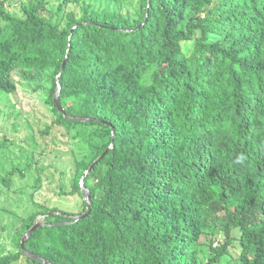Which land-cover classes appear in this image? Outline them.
Segmentation results:
<instances>
[{
    "label": "trees",
    "instance_id": "obj_1",
    "mask_svg": "<svg viewBox=\"0 0 264 264\" xmlns=\"http://www.w3.org/2000/svg\"><path fill=\"white\" fill-rule=\"evenodd\" d=\"M111 1L132 12L62 0L80 8L56 21L43 0L18 18L0 0V92L14 73L38 84L56 117L45 134L90 147L61 194L83 199L110 148L83 181L91 214L76 218L84 199L77 214L42 206L0 264H42L21 247L39 218L26 250L51 264H225L235 242L239 264H264V0Z\"/></svg>",
    "mask_w": 264,
    "mask_h": 264
},
{
    "label": "rangeland",
    "instance_id": "obj_2",
    "mask_svg": "<svg viewBox=\"0 0 264 264\" xmlns=\"http://www.w3.org/2000/svg\"><path fill=\"white\" fill-rule=\"evenodd\" d=\"M40 1L43 0H5V8L21 18L23 5ZM61 3L62 0L46 2L56 21H62L71 10L79 11L80 6L74 5L59 11ZM84 3L96 11L131 13L133 8V5L120 7L111 0H84ZM13 78L18 84L16 92H0V255L20 251L17 231L22 227V221L42 206L57 207L74 214L82 211L84 197L61 193L63 190L71 192L76 164L90 148L80 143L84 141L82 137H69L62 128L54 127L45 134L46 127L56 119L46 104V96L36 91L38 84L23 82L18 73H14ZM234 235L239 236L237 232ZM211 239L206 235L200 241L199 247L207 253ZM224 242V236L217 234L212 243L214 247H220ZM229 250L230 257L225 264H239L240 244L235 242ZM16 264L32 263L22 258Z\"/></svg>",
    "mask_w": 264,
    "mask_h": 264
},
{
    "label": "water",
    "instance_id": "obj_3",
    "mask_svg": "<svg viewBox=\"0 0 264 264\" xmlns=\"http://www.w3.org/2000/svg\"><path fill=\"white\" fill-rule=\"evenodd\" d=\"M74 33V31H73ZM68 57L66 58L64 64H63V69H62V72H64L65 68H66V65H67V62H68ZM60 94H61V86H58V90H57V93H56V96H55V103L59 109V111L61 113H65V110L64 108L62 107L61 105V102H60ZM66 118L70 121H75V122H94V123H98L99 120L97 119H89V118H79V117H70V116H66ZM112 148V147H111ZM110 148L107 150V152L105 154H103V156L94 164L91 166V168L84 174L83 178H82V182H81V187H82V194H83V197H84V200L87 204V211L85 212V214H83L82 216H76L77 220H81L83 218H87L90 214H91V209H92V196H91V193L89 192V190L84 186V183L83 181L85 180L86 176H88L89 174L92 173V171L94 170V168L99 164V162L107 155V153L109 152ZM44 222V218L42 219H38L37 222L35 223V225L30 229V231L26 234V236L24 237L23 241H22V249H23V252L25 253V255L28 257V258H31L33 260H36L42 264H51L49 261L45 260V259H41L39 257H37L36 255L28 252L26 250V243L27 241L29 240V238L33 235V233L38 230L39 228H41V226H43V223Z\"/></svg>",
    "mask_w": 264,
    "mask_h": 264
}]
</instances>
